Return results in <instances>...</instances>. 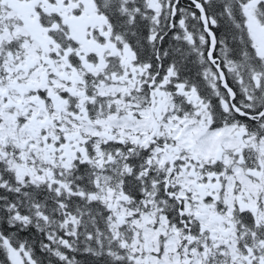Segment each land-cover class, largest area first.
<instances>
[{"label": "snow or ice", "instance_id": "1", "mask_svg": "<svg viewBox=\"0 0 264 264\" xmlns=\"http://www.w3.org/2000/svg\"><path fill=\"white\" fill-rule=\"evenodd\" d=\"M0 264H264V0H0Z\"/></svg>", "mask_w": 264, "mask_h": 264}]
</instances>
